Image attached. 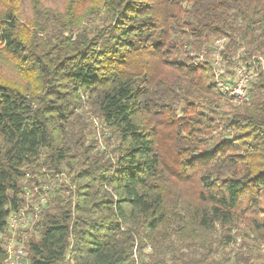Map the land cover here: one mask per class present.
I'll list each match as a JSON object with an SVG mask.
<instances>
[{
  "label": "trees",
  "instance_id": "16d2710c",
  "mask_svg": "<svg viewBox=\"0 0 264 264\" xmlns=\"http://www.w3.org/2000/svg\"><path fill=\"white\" fill-rule=\"evenodd\" d=\"M22 3L0 0V262L10 214L44 190L21 264H137L148 243L159 263L212 264L216 244L255 264L264 75L237 102L188 52L264 54V0Z\"/></svg>",
  "mask_w": 264,
  "mask_h": 264
},
{
  "label": "built area",
  "instance_id": "2783aa9c",
  "mask_svg": "<svg viewBox=\"0 0 264 264\" xmlns=\"http://www.w3.org/2000/svg\"><path fill=\"white\" fill-rule=\"evenodd\" d=\"M225 41L224 37L217 38L199 50H190L188 54L193 64L205 61L208 56L218 88L234 101H247L250 98L252 81L259 74L264 75V54L257 53L243 58L241 47L224 58L222 50L225 48ZM43 191H37L35 196L29 190L25 191L23 206L10 214L9 235L5 239L4 257L0 264L22 263L26 256L27 227L31 229L39 215V203L45 202L48 197L47 192Z\"/></svg>",
  "mask_w": 264,
  "mask_h": 264
},
{
  "label": "rangeland",
  "instance_id": "374dc122",
  "mask_svg": "<svg viewBox=\"0 0 264 264\" xmlns=\"http://www.w3.org/2000/svg\"><path fill=\"white\" fill-rule=\"evenodd\" d=\"M39 2L42 5L49 6V7H60L64 0H39ZM22 5L25 7L26 10H28V5H31V0H23ZM88 27L90 26V22H87ZM197 50V49H192ZM86 106L83 104L82 109H84ZM85 116H88L92 121L90 122L89 128L92 129L98 140V145L104 146V142L102 140V130L99 126V123L95 116L90 114L89 112L85 113ZM25 197H23V200ZM32 229H28L27 227V237L31 234ZM213 250L211 252V258L210 261L212 264H221L223 251L221 248H223L221 245L216 246L214 244ZM240 238L237 236L236 240L233 241L228 247H224L226 252H233L237 251L238 248H240ZM161 255L159 254L158 250H155L149 243L145 245L141 252L137 255V264H172V263H159L157 258H159ZM252 258L255 264H264V243H261L257 249L253 250L252 252Z\"/></svg>",
  "mask_w": 264,
  "mask_h": 264
}]
</instances>
